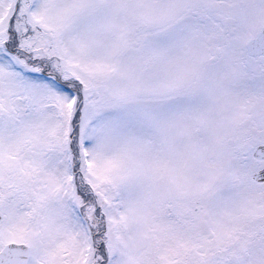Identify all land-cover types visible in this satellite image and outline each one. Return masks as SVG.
I'll list each match as a JSON object with an SVG mask.
<instances>
[{"label": "snow or ice", "instance_id": "snow-or-ice-1", "mask_svg": "<svg viewBox=\"0 0 264 264\" xmlns=\"http://www.w3.org/2000/svg\"><path fill=\"white\" fill-rule=\"evenodd\" d=\"M0 264H264V0H0Z\"/></svg>", "mask_w": 264, "mask_h": 264}]
</instances>
